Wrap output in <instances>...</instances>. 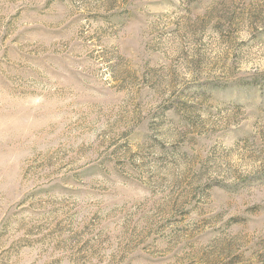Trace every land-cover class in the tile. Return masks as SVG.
Masks as SVG:
<instances>
[{"label":"rangeland","instance_id":"1","mask_svg":"<svg viewBox=\"0 0 264 264\" xmlns=\"http://www.w3.org/2000/svg\"><path fill=\"white\" fill-rule=\"evenodd\" d=\"M0 264H264V0H0Z\"/></svg>","mask_w":264,"mask_h":264}]
</instances>
